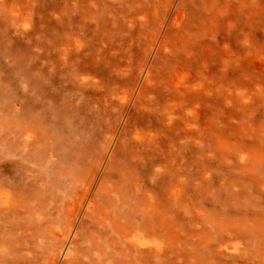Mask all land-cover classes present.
<instances>
[{"label":"bare ground","instance_id":"obj_1","mask_svg":"<svg viewBox=\"0 0 264 264\" xmlns=\"http://www.w3.org/2000/svg\"><path fill=\"white\" fill-rule=\"evenodd\" d=\"M53 2L0 0L79 96L0 103V264H264V0Z\"/></svg>","mask_w":264,"mask_h":264},{"label":"rangeland","instance_id":"obj_2","mask_svg":"<svg viewBox=\"0 0 264 264\" xmlns=\"http://www.w3.org/2000/svg\"><path fill=\"white\" fill-rule=\"evenodd\" d=\"M53 1L55 0H46V2L48 3L52 2L54 4ZM42 9L40 7L41 14H42ZM33 11H36L35 8ZM33 15L36 18V14L34 12ZM8 30L9 31L8 32L6 31V34L8 35L12 34V36L14 35V38H18L17 33H15V31L13 30V27L9 26ZM5 39L6 38H4L3 30L2 31L0 30V103H4V102L7 103L12 98H16L15 100H17L20 103L26 100H30L32 102L54 101L57 104L54 111L52 112L55 119L53 123L54 125L56 123L55 114L60 113L62 102H67V104L69 103L71 104L73 102L72 100H74L73 103H75V105L78 103L79 96L77 89L74 85H72L73 83L70 84L71 81L68 80L70 78L69 72L66 70H62L59 67H56L55 66L56 64H53V62L51 61V59H53L51 55L47 53L42 54L41 52H39L40 44L38 43V41H35V38H33V40L29 39L28 41L18 38L20 39L18 40L20 42L19 43L20 45L15 44V46L12 47H11L12 43H9ZM5 41L6 44L4 43ZM44 43L45 41H43V43L41 42V44ZM28 49H30L29 51L30 54L28 53L30 59L28 58V55L25 54V51ZM29 66H32V70H30ZM39 74H41V76H39ZM29 81L32 82V87L35 86L34 88L35 90L33 89L32 92L33 94L28 93L26 89L27 87L26 85L28 84ZM40 92H42V94L44 95L41 99L39 95ZM56 109H58V112L56 111ZM53 129L56 128L53 127ZM90 133L91 134H88L89 136L95 137L94 131ZM91 137L90 140H88V143L85 147L82 146L83 145L82 142L80 145L78 141H75L74 143V145L76 146L75 147L76 149L74 150L75 153L77 152L78 154H81L82 152L89 150L92 139L94 138L93 137L91 139ZM72 156L75 158L77 157L74 154ZM10 165L11 164H9V166ZM145 165L148 164L145 163ZM6 173H8V171L4 170L3 174Z\"/></svg>","mask_w":264,"mask_h":264}]
</instances>
